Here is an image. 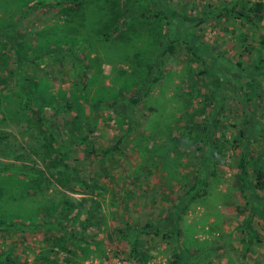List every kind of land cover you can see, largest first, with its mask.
<instances>
[{"label": "rangeland", "instance_id": "obj_1", "mask_svg": "<svg viewBox=\"0 0 264 264\" xmlns=\"http://www.w3.org/2000/svg\"><path fill=\"white\" fill-rule=\"evenodd\" d=\"M53 1L0 0V264H264L256 0Z\"/></svg>", "mask_w": 264, "mask_h": 264}, {"label": "trees", "instance_id": "obj_2", "mask_svg": "<svg viewBox=\"0 0 264 264\" xmlns=\"http://www.w3.org/2000/svg\"><path fill=\"white\" fill-rule=\"evenodd\" d=\"M61 0H54L53 2L54 3H57ZM80 1L79 0H65V3L63 4H60L62 7H60V9H62V11H66V10H69V9H72V8H79L80 7ZM235 4V0L230 4L229 7H225L224 9H226V11H229L231 12L233 15L237 16V15H245L244 12H235L234 9H233V5ZM251 9L253 11H255L256 13L260 14L261 11H264V0H256L254 2L251 3ZM242 11V10H241ZM200 20V18L198 19ZM260 42L262 43V46L264 47V34L262 35L261 39H260ZM170 48L172 49V45L169 44ZM190 48V52L192 54H194V51L192 49V46L190 45L189 46ZM144 94V92H143ZM142 93L141 94H136V89L129 95V101L131 103V105L139 98L143 95ZM82 140V138H81ZM83 140H84V136H83ZM120 138H116V141H115V144L112 145L113 148H116L115 146L117 145V143L119 142ZM80 141V140H79ZM241 162V161H240ZM239 162V163H240ZM240 174L243 178V176H245V173H244V170H243V167L240 163ZM254 184L256 185V187L258 188H264V169L262 167H259L256 171V174H255V177H254ZM190 197H192L190 195ZM148 225V224H146ZM0 226H6L8 227V223H0ZM125 233V232H124ZM132 241H134L132 239ZM130 254L131 256H133L134 260H135V264H143L145 262V260H147V254L145 252H141L140 254L138 253L137 254V250L135 248L134 245H132V248L130 250ZM175 255V258H173V260H171L168 264H177L179 263V260H180V255L178 257V255L176 253H174Z\"/></svg>", "mask_w": 264, "mask_h": 264}, {"label": "crops", "instance_id": "obj_3", "mask_svg": "<svg viewBox=\"0 0 264 264\" xmlns=\"http://www.w3.org/2000/svg\"><path fill=\"white\" fill-rule=\"evenodd\" d=\"M239 174H240V171H239ZM241 175V174H240ZM188 197H190V195H188ZM185 203V202H184ZM186 204V203H185ZM177 210V209H176ZM175 215V213H174ZM170 217H172V214L169 215ZM79 234V233H78Z\"/></svg>", "mask_w": 264, "mask_h": 264}]
</instances>
